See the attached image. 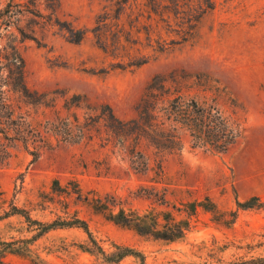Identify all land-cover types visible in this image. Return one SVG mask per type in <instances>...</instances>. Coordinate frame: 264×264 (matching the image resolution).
<instances>
[{
  "label": "rangeland",
  "instance_id": "obj_1",
  "mask_svg": "<svg viewBox=\"0 0 264 264\" xmlns=\"http://www.w3.org/2000/svg\"><path fill=\"white\" fill-rule=\"evenodd\" d=\"M39 3L42 16L24 23L35 38L21 43L25 80L37 99L24 109L31 123L59 130L37 158L32 147L21 146L0 164V213H12L16 205L44 221L77 214L107 251L114 244L131 246L148 264H228L264 252L244 247L264 234V207L237 205L252 197L264 202V0H219L190 41L128 69L112 68L115 60L92 31L100 17L115 13L112 0ZM67 27L84 30V39L74 42ZM177 95L237 118L239 141L227 151L195 148L189 139L168 149L139 140L135 126L123 125L138 117L144 100ZM66 119L79 120L82 138L63 134ZM211 202L235 222L227 226L199 206ZM193 203L198 206L190 230L174 240L141 233L114 216L124 209L180 220ZM20 221H0V229ZM37 246L50 264H108L87 250L80 228L51 231ZM8 264L39 263L10 255ZM120 264L137 262L127 257Z\"/></svg>",
  "mask_w": 264,
  "mask_h": 264
},
{
  "label": "trees",
  "instance_id": "obj_2",
  "mask_svg": "<svg viewBox=\"0 0 264 264\" xmlns=\"http://www.w3.org/2000/svg\"><path fill=\"white\" fill-rule=\"evenodd\" d=\"M115 13L100 17L93 28L99 48L111 56L114 69L137 68L149 62L156 54L174 45L190 41L202 19L215 10L219 0H112ZM39 0H0V164L12 155V150L23 146L37 158L42 149L50 147V133L58 132L56 125H39L28 120L24 106L37 101L25 80V58L21 43L34 39V29L24 24L28 18L41 17ZM74 42L84 39L86 32L67 27ZM138 117L123 123L135 126V134L160 147L182 148L189 139L192 147L227 151L242 136L241 124L232 115H225L214 105L203 106L196 100L177 95L163 101L143 102ZM63 134L78 138L84 136V127L76 122H63ZM68 138V137H67ZM206 201L210 202L208 197ZM163 202H166L163 199ZM189 215L178 220L168 213L161 218L158 212L140 214L121 209L114 216L124 224H133L141 233L155 238L174 240L185 235L191 228L192 217L198 203H193ZM239 208H262L264 202L252 197L245 202L237 201ZM213 214L216 221L230 226L234 219H225L214 203H200ZM12 213H0V221L11 217L21 218V226L9 223L0 229V264H8L10 255L28 256L39 264H50L42 255L37 242L47 233L68 228H80L88 236L87 250L96 253L108 264H120L127 257H134L137 264H148L145 254L131 246L114 244L107 251L95 238L87 220L77 214L65 213L56 219L44 221L35 218L26 209L14 205ZM160 213V212H159ZM237 212H233L235 216ZM254 243L244 247L250 251L263 248L264 234ZM243 248L242 246H239ZM228 264H264V252L250 257H240Z\"/></svg>",
  "mask_w": 264,
  "mask_h": 264
}]
</instances>
